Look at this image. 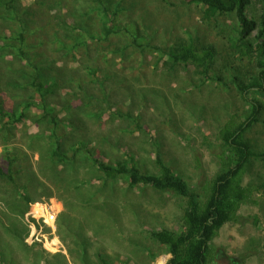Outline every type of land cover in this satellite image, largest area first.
Listing matches in <instances>:
<instances>
[{
    "label": "rangeland",
    "instance_id": "obj_1",
    "mask_svg": "<svg viewBox=\"0 0 264 264\" xmlns=\"http://www.w3.org/2000/svg\"><path fill=\"white\" fill-rule=\"evenodd\" d=\"M8 1L17 11L11 19L0 18V108L19 112L34 99L31 82L38 68L58 117H80L85 125L75 120L79 124L72 128L59 127L68 149L67 165H56L59 176L46 171V161L40 160L39 145L46 146L51 162L59 156L50 145L49 119L36 109L25 110L27 118L11 128L7 140L0 137V165L6 166L7 146L11 153L19 148L20 162L31 169L29 177L18 173V181L39 198L29 203L24 216L13 215L0 202L1 219L9 228L0 227L2 243L13 250L4 253L0 264H166L167 248L150 231L179 232L186 198L130 185L126 178H105L89 151L100 149L109 164L131 157L142 172L154 173H159V153L192 190L202 193L230 164L220 129L250 112L238 85L249 84L258 72L254 50L264 43V32L258 39L262 1L251 0L246 8L257 23L249 36V54L237 44L239 25L233 13L207 19L204 8L189 0H110L119 31L108 38L105 0L4 4ZM15 16L28 25L23 36L33 64L21 58L12 38L21 31ZM74 20L76 28L71 27ZM180 45L213 52L211 79L190 62L171 60V49ZM251 96L261 108L242 136L252 152L263 155L246 163L242 184L258 189L241 203L236 221L225 223L213 238L206 264H264V92ZM38 201L56 213L54 229L30 213ZM63 213L71 216V224L58 228Z\"/></svg>",
    "mask_w": 264,
    "mask_h": 264
},
{
    "label": "trees",
    "instance_id": "obj_2",
    "mask_svg": "<svg viewBox=\"0 0 264 264\" xmlns=\"http://www.w3.org/2000/svg\"><path fill=\"white\" fill-rule=\"evenodd\" d=\"M14 1V0H12ZM99 2V0H97ZM251 0H189V2L196 3L204 8V15L210 19L216 13H233L239 25L237 44L242 48L246 54L253 52V43L249 36L255 30L257 23L255 20L247 16L246 8ZM263 3L264 10V0ZM4 0H0V18L5 19L16 15L13 10L15 6L9 7L11 2L4 4ZM111 1L105 0L103 5V13L106 19L104 25V36L119 31V26L114 20V12L109 8ZM8 9H1L2 7ZM17 11V9H16ZM11 19V18H10ZM14 19L18 21L21 31L18 34H13L12 38L17 41L19 46L17 49L21 52V58L25 60L28 65L33 64L32 59L26 54L25 33L28 32V25L21 20L19 16ZM262 31L258 34V39L261 38L264 32V11L261 15ZM79 22L74 20L72 28L78 27ZM24 34V36H23ZM256 50V67L258 69L257 75L249 84H239L238 88L242 96L248 100L250 104V112L243 119L230 121L226 123L219 131V137L227 146V158L230 164L221 172L217 173L215 177L210 180L202 188V193L192 190L187 182L176 174L162 159L159 153L155 156V163L159 168V173L142 172L133 163V159L118 160L114 164H109L105 161L100 149L95 148L89 151L91 160L98 171H100L105 178H126L130 185L144 184L161 190H169L186 198V208L182 216V227L179 232L162 228L160 230H151V237L161 245L167 248L169 254L166 264H206L210 254V243L218 234L221 227L228 222H235L238 217V210L242 202L252 197L253 192L258 189L257 186H244L242 184V177L245 173V165L249 162L252 156H262L250 150L247 142L243 138V134L256 122L260 112L261 104L255 97L254 93L264 92V43L259 42ZM170 58L173 62H190L197 68H200L201 73L206 79L213 77V52L210 49L196 50L192 45H180L174 47L170 51ZM36 68V66H34ZM38 69V68H37ZM35 69V75L32 78V85L35 89V97L27 102L22 110L6 111L0 108V137L7 140L11 128L17 125L20 121L27 118L26 109H36L42 116L48 117V124H51V131L49 137L52 139L50 145L53 147L55 155L59 156L58 160L50 161V153L45 150L46 146L39 145L40 160L46 161L47 170L54 172L59 176L62 174L61 170H57V163L62 167L67 165L65 158H67L68 149L63 148L60 141L58 129L60 126H68L72 128L78 125L75 120L81 121L80 117L64 118L58 117L55 108L49 104L46 99L48 85L43 80L45 76L43 72ZM92 75L96 76L97 70H92ZM37 97V99H36ZM1 132L4 133L1 136ZM45 140V139H43ZM82 145V144H80ZM9 147L5 148L6 166L0 165V202L4 203L7 211L17 216H24L29 208V203L39 200L33 191L30 192L28 184L23 182L20 184L21 178L18 173L24 171L28 176L27 169L31 166H25V163L20 162L22 157L19 155L21 151L19 148L16 152H9ZM79 150L73 149L76 153ZM51 151V149H50ZM51 151V153H52ZM94 152H97L96 154ZM15 153V154H14ZM99 153V154H98ZM53 154V153H52ZM53 154V155H54ZM24 159V158H23ZM50 163L47 165V162ZM42 165V164H41ZM17 168L14 169V167ZM45 169V167H44ZM64 174V173H63ZM18 177V178H17ZM29 177V176H28ZM32 182V178H29ZM84 184V183H81ZM260 187H264L262 184ZM79 190V187L77 188ZM52 194V192L48 195ZM74 196V195H73ZM203 196V199L201 198ZM77 197V196H76ZM63 218V220H62ZM63 224L67 226L71 224V216L69 214H61L57 220L58 228ZM0 227L9 230L0 216ZM69 227V226H68ZM1 231V230H0ZM6 243V242H5ZM5 243H2L0 232V258H3L4 253H10L11 250ZM14 260L12 259V262ZM101 264H110L104 260Z\"/></svg>",
    "mask_w": 264,
    "mask_h": 264
},
{
    "label": "built area",
    "instance_id": "obj_3",
    "mask_svg": "<svg viewBox=\"0 0 264 264\" xmlns=\"http://www.w3.org/2000/svg\"><path fill=\"white\" fill-rule=\"evenodd\" d=\"M30 213L33 217L42 218L44 223L51 225L52 228L54 227L57 215L54 211H49L46 204H42L38 201V203H36V208H32Z\"/></svg>",
    "mask_w": 264,
    "mask_h": 264
}]
</instances>
